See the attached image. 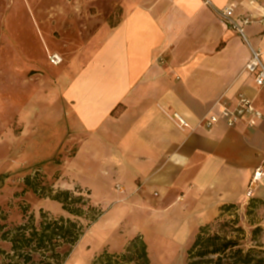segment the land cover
Wrapping results in <instances>:
<instances>
[{
    "label": "crops",
    "instance_id": "obj_1",
    "mask_svg": "<svg viewBox=\"0 0 264 264\" xmlns=\"http://www.w3.org/2000/svg\"><path fill=\"white\" fill-rule=\"evenodd\" d=\"M211 1L217 8L238 3L237 14L259 12L248 0ZM121 6L118 25L92 34L88 59L66 66L56 55L62 61L51 63V69H65L55 95L45 99L18 76L23 66L15 62L12 45L19 43L27 58L30 49L22 45L19 29L35 34V25L26 9L21 26L13 19L2 21L0 106L8 110L6 119L18 115L21 132L10 142L12 123L0 122L5 131L0 168L17 161L45 165L62 146L75 148L56 185L84 189L88 195L81 194L103 213L75 245L72 264L105 250L122 253L137 235L149 247L151 264H163L155 262L152 243L165 251L176 248L180 264H186L187 247L199 228L217 220L225 205L264 203V175L251 186L256 169L264 172V119L254 127L244 121L235 127L223 122L206 130L198 126L222 95L235 103L238 94H245L264 111V87L246 70L251 59L246 42L204 0H122ZM33 21L38 25L34 16ZM262 30L255 22L246 32L264 61ZM4 86L14 98L4 97ZM27 86L31 95L20 99ZM175 112L191 127H180ZM45 121L54 131L32 148L38 123ZM11 145H16V158ZM49 149L53 156L47 155ZM53 205L64 212L59 201Z\"/></svg>",
    "mask_w": 264,
    "mask_h": 264
},
{
    "label": "rangeland",
    "instance_id": "obj_2",
    "mask_svg": "<svg viewBox=\"0 0 264 264\" xmlns=\"http://www.w3.org/2000/svg\"><path fill=\"white\" fill-rule=\"evenodd\" d=\"M122 0H0V25L2 21L13 19L21 26L23 20V9L27 12V17L30 18L35 25V34L31 32L28 27H20L19 35L22 45L26 49H30V55L26 58L19 43H13V48L17 55L15 62L21 67V72L18 75L23 80L24 85L31 81V90L38 89L37 94L40 99H45L54 96L55 87L61 77V72L65 68L51 69V56L60 55L64 58L62 65L68 66L71 61L79 59L84 62L89 58L86 50L91 43L92 34L103 26L114 27L120 23L124 14V8L121 6ZM16 8V11L13 9ZM35 14V15H34ZM33 16L38 25H40L41 32L49 41V47L46 43L40 42L42 39L39 26L34 24ZM3 45L1 44L0 47ZM63 67V66H62ZM4 68H0V83L5 80ZM30 86V84H27ZM24 89V91L22 90ZM20 99H26L31 95V90L22 88ZM4 97L12 99V94H8L9 90L4 86ZM15 94V93H14ZM13 94V98H14ZM8 111L0 106V122L9 121L12 124L7 131L10 142L14 141L21 132V126L18 122V115L16 113L11 118L6 119L4 111ZM11 110V109H10ZM17 115V116H16ZM64 126V125H63ZM58 128V132L62 130ZM38 134L32 146L35 147L39 143L45 141L46 137L52 130L51 124L47 121L38 123ZM4 132L0 129V157L5 153L2 145V138L4 139ZM9 142V143H10ZM13 158L17 157L14 153L16 145H11ZM75 148L62 146L55 158L49 160L45 165L31 164L30 166L19 164L17 162L1 166L0 174V223L6 224V229L15 227L18 224L24 223L29 216H34L37 221L40 220L42 211L51 214L55 217L65 216L72 219L80 220L83 226L87 225L93 216L85 208L84 213L80 217L68 213L65 209L61 212L53 205L54 200L51 197L66 188L57 187L56 179L60 178L61 166L63 162L72 156ZM46 155V153H44ZM54 155L50 149L47 155ZM52 155V156H53ZM37 158L40 157L34 154ZM35 157V158H36ZM70 178L74 176L69 174ZM1 177V175H0ZM30 177V182L36 183L38 189L34 186L28 185L27 178ZM75 178V176H74ZM75 193V197L87 196V191L80 188L71 190ZM77 193V194H76ZM83 196L84 199L87 198ZM86 200V199H85ZM90 200V199H89ZM252 201L242 202L239 205H234L229 210L222 212L220 217L214 222L209 223L211 232H218L223 236L234 237L239 244L245 249L261 248L264 250V204L261 202L251 203ZM97 209H100L96 206ZM95 207V208H96ZM95 211V214H97ZM25 213V214H24ZM260 227L258 232L256 228ZM237 228L243 229L241 232ZM1 236V235H0ZM189 244L185 254V261L187 252L192 246ZM0 246L8 249L9 244L0 241ZM67 245L60 247L62 253L69 252ZM152 253L155 262L163 264H180L182 256H178V250L172 248L162 250L161 245L152 243ZM168 251V253H167ZM77 255V246L73 247L72 252L66 258L64 264H72L71 261ZM167 255V256H166ZM88 259L82 264H91L96 258ZM80 260V259H79ZM80 262V261H79ZM187 262V261H186ZM80 264V263H79Z\"/></svg>",
    "mask_w": 264,
    "mask_h": 264
},
{
    "label": "trees",
    "instance_id": "obj_3",
    "mask_svg": "<svg viewBox=\"0 0 264 264\" xmlns=\"http://www.w3.org/2000/svg\"><path fill=\"white\" fill-rule=\"evenodd\" d=\"M27 180L28 185L38 189L35 182H30V177ZM77 189L80 191V188ZM75 196L77 195L74 192L64 190L53 195L51 199L59 201L63 209L77 217L84 213L85 208L93 212L94 217L85 226L80 220L65 216L55 217L44 211L39 221L32 215L24 223L10 229H6V224L0 223V241L10 245L8 249L0 246V264H64L85 231L103 213L92 205L91 200ZM251 201L263 203L258 199ZM232 207L234 205H225L222 212ZM199 229L187 252L186 264H264L263 249H245L234 237L212 233L210 224ZM236 230L241 232L243 229ZM258 230L260 227L255 232ZM65 245L69 252L64 254L60 247ZM125 247L122 253L111 254L105 250L91 264H151L149 247L142 235L130 239Z\"/></svg>",
    "mask_w": 264,
    "mask_h": 264
},
{
    "label": "built area",
    "instance_id": "obj_4",
    "mask_svg": "<svg viewBox=\"0 0 264 264\" xmlns=\"http://www.w3.org/2000/svg\"><path fill=\"white\" fill-rule=\"evenodd\" d=\"M205 4L213 7L218 17L223 19L227 27L241 36L251 50V59L246 64V70L253 76L259 88L264 87V61L262 58L263 52L260 48L254 47L246 32L247 27L255 22H260L263 25L262 34L264 35V0H248L249 6L257 8L258 13L237 14L236 10L239 7L238 3H231L223 8H217L211 0H204ZM62 61L61 57L56 55L51 56V63L59 65ZM173 117L177 120L178 125L182 128H190L191 125L179 113L175 112ZM264 119V111L256 104L255 100L248 98L245 94H238L237 101L231 102L226 96L222 95L206 115L201 119L198 126L203 129H211L219 123H224L228 127H235L239 122H246L249 127H254L258 122ZM264 175L261 167L256 169L252 177L251 186L261 180Z\"/></svg>",
    "mask_w": 264,
    "mask_h": 264
},
{
    "label": "bare ground",
    "instance_id": "obj_5",
    "mask_svg": "<svg viewBox=\"0 0 264 264\" xmlns=\"http://www.w3.org/2000/svg\"><path fill=\"white\" fill-rule=\"evenodd\" d=\"M78 257V256H77ZM77 260V259H76ZM80 261V260H79ZM79 261H77V262H79ZM76 263V262H75Z\"/></svg>",
    "mask_w": 264,
    "mask_h": 264
}]
</instances>
